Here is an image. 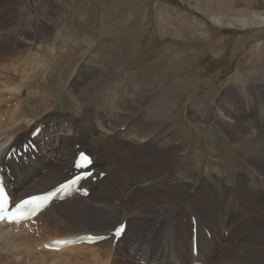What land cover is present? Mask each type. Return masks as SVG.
<instances>
[{
    "label": "rangeland",
    "instance_id": "rangeland-1",
    "mask_svg": "<svg viewBox=\"0 0 264 264\" xmlns=\"http://www.w3.org/2000/svg\"><path fill=\"white\" fill-rule=\"evenodd\" d=\"M242 8L212 12L195 0H0V42L11 37L9 54L0 59V123L10 129L22 122L7 118L14 105L28 119L55 113L53 119L66 126L64 119H78L81 111L98 116L119 100L138 101L145 105L140 120L172 131V145L180 137L188 168L202 177L217 176L218 169L219 175L240 173L264 193V177L224 129L233 121L221 98L231 88L248 108L247 121L262 116L264 124V7L240 13ZM82 64L96 71L80 78ZM18 83L16 95L5 90ZM240 98L229 100L230 114L243 113ZM52 226L42 238L68 233ZM14 238L0 242V264H85L90 256L86 249L46 256L33 238L24 250L12 244ZM124 248L119 245L116 254L125 257Z\"/></svg>",
    "mask_w": 264,
    "mask_h": 264
},
{
    "label": "bare ground",
    "instance_id": "bare-ground-1",
    "mask_svg": "<svg viewBox=\"0 0 264 264\" xmlns=\"http://www.w3.org/2000/svg\"><path fill=\"white\" fill-rule=\"evenodd\" d=\"M195 2L212 12L232 11L240 5H243L240 13L257 9L260 5L264 7V0ZM16 24L18 25V21ZM10 38L0 42V59L4 55L7 57L10 50L7 41ZM84 41L89 42L87 38ZM81 69L84 74L79 75L80 78L96 71L87 64H82ZM81 80L82 83L77 81L74 85H82L85 80ZM22 85L18 83L5 90L16 95ZM234 90L237 89L231 88L223 95V100L221 98L222 104L226 103L227 110L231 112L229 100L239 99L241 96ZM143 107L145 105L138 101L119 100L98 116L81 111L78 119L68 117L64 119L68 123L64 126L59 120L53 119L55 113L45 118L39 116L28 119L14 105L7 118L16 122L22 119V122L10 129L0 123V148L4 153L9 145L19 146L24 143L36 125H45L42 130L43 138H39L42 143L40 141L36 146L39 157L28 162L27 166H18L17 170H13L14 166L11 168L15 177L18 176L17 171L21 175L13 183L12 197L16 200L43 192L68 177L67 173L72 170V159L76 153L73 150V139L92 156L91 168L96 173L106 174L100 182L90 186L91 191L86 199L74 197L58 204L64 206L71 203V209L58 214L61 208L52 204L45 211L43 216L48 212L53 213L50 221L55 228L59 226V229L69 233L59 236L88 233L106 235L115 225L127 221L122 238L115 248L110 246V241H106L93 246L81 245L58 252L48 251L44 252L45 255L60 256L86 249L90 256L85 264H141L142 258L152 261V264H189L190 217L188 224L181 223L180 226L178 221L184 216H194L198 219L196 222L199 230L206 228L210 231L211 245L213 244L211 248L202 232H199L197 260L202 264H264V193L249 186L251 184L248 179L240 173L219 175L221 170L218 169L217 176L213 174L202 177L196 170L188 168L180 158L184 149L180 137L178 144L172 145V131L165 126L154 127L149 122L140 120L139 111ZM247 109L244 100L240 98L238 110H243V113L232 115L227 111V118L233 122L224 129L228 130L229 141L239 149L255 171L264 177L263 117L250 115L252 117L249 119L253 122H248ZM24 122L29 126L24 125ZM83 122H87L86 127L80 126ZM97 126L100 130L96 129ZM44 137L47 141H44ZM4 164L12 166L11 162ZM41 170H44L45 176L41 175ZM33 178L36 180L32 181ZM197 183L195 192L191 193L190 190ZM132 220L137 221L138 226L133 225L131 228L128 221ZM223 231L228 232L227 238ZM183 237H187V241ZM21 241L23 240L19 237L16 242L18 249ZM119 245L126 248L128 254L125 257H122L120 251L116 254ZM103 247L106 248V253L100 251ZM98 251L102 254L97 253ZM130 253L135 261L139 257L138 262L128 258V255L131 257Z\"/></svg>",
    "mask_w": 264,
    "mask_h": 264
},
{
    "label": "snow or ice",
    "instance_id": "snow-or-ice-1",
    "mask_svg": "<svg viewBox=\"0 0 264 264\" xmlns=\"http://www.w3.org/2000/svg\"><path fill=\"white\" fill-rule=\"evenodd\" d=\"M81 156H82V158H87V159H89V161H90V157H87L85 154H81ZM39 199H41V198H34V201L35 200H39ZM46 199V198H45ZM33 201H25L24 203L25 204H28V203H32Z\"/></svg>",
    "mask_w": 264,
    "mask_h": 264
},
{
    "label": "crops",
    "instance_id": "crops-1",
    "mask_svg": "<svg viewBox=\"0 0 264 264\" xmlns=\"http://www.w3.org/2000/svg\"><path fill=\"white\" fill-rule=\"evenodd\" d=\"M46 27V26H45ZM48 28V27H47Z\"/></svg>",
    "mask_w": 264,
    "mask_h": 264
}]
</instances>
